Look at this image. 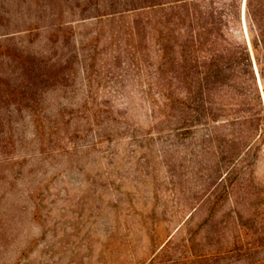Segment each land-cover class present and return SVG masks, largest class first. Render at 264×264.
Segmentation results:
<instances>
[{"label":"rangeland","instance_id":"rangeland-1","mask_svg":"<svg viewBox=\"0 0 264 264\" xmlns=\"http://www.w3.org/2000/svg\"><path fill=\"white\" fill-rule=\"evenodd\" d=\"M110 1L0 0V264H213L186 246L209 249L205 212L185 221L207 192L210 125L187 127L179 92L168 172L167 146L150 141L134 14L109 13ZM244 1L235 35L264 115V50L259 75Z\"/></svg>","mask_w":264,"mask_h":264},{"label":"trees","instance_id":"trees-1","mask_svg":"<svg viewBox=\"0 0 264 264\" xmlns=\"http://www.w3.org/2000/svg\"><path fill=\"white\" fill-rule=\"evenodd\" d=\"M242 0H111V14L133 13L132 56L144 62L143 84L151 130L174 168L178 94L187 127L210 125L208 188L187 219L205 212L209 249L192 237L189 249L213 264H264V115L248 45L236 37ZM249 41L264 50V0H245ZM145 48V49H144ZM144 50V51H143ZM181 90V91H180ZM254 101V102H253ZM228 123L237 130L226 133ZM151 133V134H152ZM172 176V175H171ZM178 227L176 230H178ZM208 250V251H207ZM207 251V252H204Z\"/></svg>","mask_w":264,"mask_h":264},{"label":"water","instance_id":"water-1","mask_svg":"<svg viewBox=\"0 0 264 264\" xmlns=\"http://www.w3.org/2000/svg\"><path fill=\"white\" fill-rule=\"evenodd\" d=\"M243 9H244V7H243Z\"/></svg>","mask_w":264,"mask_h":264}]
</instances>
